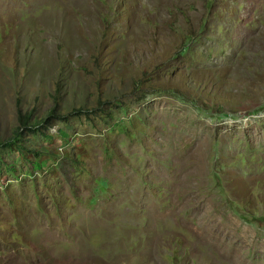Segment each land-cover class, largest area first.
I'll return each mask as SVG.
<instances>
[{
    "label": "rangeland",
    "instance_id": "obj_1",
    "mask_svg": "<svg viewBox=\"0 0 264 264\" xmlns=\"http://www.w3.org/2000/svg\"><path fill=\"white\" fill-rule=\"evenodd\" d=\"M0 145V264H264V0H0Z\"/></svg>",
    "mask_w": 264,
    "mask_h": 264
},
{
    "label": "trees",
    "instance_id": "obj_2",
    "mask_svg": "<svg viewBox=\"0 0 264 264\" xmlns=\"http://www.w3.org/2000/svg\"><path fill=\"white\" fill-rule=\"evenodd\" d=\"M28 121H27V119H20V124H22L23 126H27V123ZM17 132V131H16ZM17 134H19V133H17ZM15 139H17V136H16V138ZM0 147H1V145H0Z\"/></svg>",
    "mask_w": 264,
    "mask_h": 264
}]
</instances>
